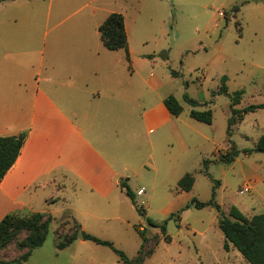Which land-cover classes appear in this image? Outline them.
Wrapping results in <instances>:
<instances>
[{
  "label": "rangeland",
  "instance_id": "374dc122",
  "mask_svg": "<svg viewBox=\"0 0 264 264\" xmlns=\"http://www.w3.org/2000/svg\"><path fill=\"white\" fill-rule=\"evenodd\" d=\"M113 10L125 17L138 83L144 75L154 85L162 82L166 96L172 93L178 98L183 110L175 123L182 127L186 141L198 145L182 149L170 138L168 128L173 147L169 145L167 159L153 163L147 158V164L138 165L140 171L132 175L129 185L136 203H128L130 223L105 221L108 229L99 237L133 258L143 243L138 229H144L149 239L145 248L153 249L144 264H250L236 247L223 248L225 236L218 225V210L212 205L198 208L191 200H209L216 183L215 200L225 213L233 205L248 217L264 213V153L241 151L233 162L221 161L230 149L229 138L241 150L256 145L264 134V107L244 113L228 137L231 98L219 93L226 76L229 92L244 91L238 108L264 103V0H4L0 1V23L12 22L20 29L13 32L0 25L1 51L27 59L33 52L46 57L54 38L100 41L98 25ZM185 94L198 102L211 99V105L193 106ZM190 108H211L212 123L192 118ZM205 160L209 174L204 171ZM186 172L195 177L189 191L178 185ZM246 187L249 191L240 193ZM247 201L256 203L254 209H247ZM148 218L167 221L169 241ZM54 227L44 245L34 251L30 264H88L90 260V264H124L111 247L94 241H86L91 247L85 246L79 253L82 260H74L70 249L56 247L55 232L66 237L76 224L64 215L56 230ZM29 233L25 228L15 231L11 240L0 244V258H18L26 250L19 241Z\"/></svg>",
  "mask_w": 264,
  "mask_h": 264
},
{
  "label": "crops",
  "instance_id": "0c3cea01",
  "mask_svg": "<svg viewBox=\"0 0 264 264\" xmlns=\"http://www.w3.org/2000/svg\"><path fill=\"white\" fill-rule=\"evenodd\" d=\"M1 24L13 32L20 29L12 22ZM99 37L89 43L54 38L46 57L33 52L24 59L0 48V135L27 133L0 181V220L10 213L48 212L56 230L58 220L68 215L82 231L101 236L108 229L105 221L130 223L131 199L121 181L129 184L147 158L153 163L167 159L173 147L169 129L182 149L198 145L186 141L175 123L162 82L154 85L140 75L138 83L133 59L128 62L123 48L108 49L100 31ZM199 103L211 105V99ZM246 205L254 209L256 203ZM86 241L91 240L77 236L60 251L68 248L80 261L79 253L91 247ZM43 245L22 264H30Z\"/></svg>",
  "mask_w": 264,
  "mask_h": 264
},
{
  "label": "trees",
  "instance_id": "16d2710c",
  "mask_svg": "<svg viewBox=\"0 0 264 264\" xmlns=\"http://www.w3.org/2000/svg\"><path fill=\"white\" fill-rule=\"evenodd\" d=\"M4 1V0H0ZM235 10H239V6H235ZM99 31L101 39L104 45L108 49H120L123 48L126 52V58L128 62L131 61L130 51H129V41L128 34L125 26V17L120 11L111 12L106 19L100 24ZM130 67V64H129ZM175 74V72L173 71ZM226 76L222 77L223 84L219 90V93H225L231 98L230 108L231 116L228 118V137L232 134V126L243 119L244 113L248 111H253L256 108L264 107V103L251 104L244 108H238L237 105L241 102L243 90L239 89L233 93L228 91L227 85L225 83ZM185 99L190 102L193 106L199 104V102L187 94H185ZM164 103L169 109V111L178 116L182 110L183 106L178 98L174 94H168L164 98ZM190 116L205 123L211 124L213 120V111L211 108L204 110H199L192 108L190 110ZM27 133L21 132L19 134L11 135H0V181L5 176L7 171L15 163L21 148L26 140ZM230 149L226 151L225 154L221 156V161L226 163L233 162L241 151L245 153H251L253 151L264 153V134H262L256 145L252 148L239 149L237 144L229 138ZM208 160L204 161V171L209 174L206 165ZM195 177L192 172H186L178 181V185L182 190L189 191L194 184ZM218 182V180H215ZM121 186L125 189L126 194L130 199L136 203V194L131 189L130 185L125 181H121ZM216 196V183L213 185L211 198L207 201H200L197 198H193L191 203L198 208H202L207 205H212L218 210V225L225 236L223 243V248L229 250L231 244L236 247L243 257L250 264H264V213H257L248 217L245 215L237 206L233 205L229 209L228 213H225L221 205L215 200ZM138 211L144 214V208L142 206H137ZM52 216L48 212H36L31 215H19L16 213H10L5 215L0 220V244H6L9 240L13 238V233L21 229H27L30 231L22 241H19V246L21 248H26V250L20 254L18 258L14 259H1L0 264H22L31 256L33 250L41 246L48 235L50 222L52 221ZM148 222L154 226H160L162 233L167 237V228L164 221L162 223L155 222L153 219L148 218ZM76 224L74 231L68 235L63 236L59 232H56V247L63 249L77 239V233L80 229V225ZM143 238V243L141 244L138 253L135 257L129 258L126 253L117 248L112 241L108 239H103L99 236L93 235L82 231L83 239H89L100 245H106L111 247L119 256V259L124 264H144L145 256L147 253H151L153 249L146 250L145 245L149 239L144 235V229H138Z\"/></svg>",
  "mask_w": 264,
  "mask_h": 264
},
{
  "label": "water",
  "instance_id": "95a60500",
  "mask_svg": "<svg viewBox=\"0 0 264 264\" xmlns=\"http://www.w3.org/2000/svg\"><path fill=\"white\" fill-rule=\"evenodd\" d=\"M77 236L80 237V238H83V234H82V230L81 229L78 230Z\"/></svg>",
  "mask_w": 264,
  "mask_h": 264
},
{
  "label": "built area",
  "instance_id": "2783aa9c",
  "mask_svg": "<svg viewBox=\"0 0 264 264\" xmlns=\"http://www.w3.org/2000/svg\"><path fill=\"white\" fill-rule=\"evenodd\" d=\"M244 191H245V192L249 191V188L246 187V188L240 190V193H244Z\"/></svg>",
  "mask_w": 264,
  "mask_h": 264
}]
</instances>
